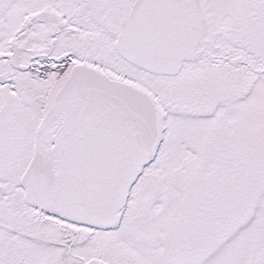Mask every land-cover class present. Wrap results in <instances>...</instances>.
Returning <instances> with one entry per match:
<instances>
[{
  "label": "snow or ice",
  "instance_id": "6c2138e0",
  "mask_svg": "<svg viewBox=\"0 0 264 264\" xmlns=\"http://www.w3.org/2000/svg\"><path fill=\"white\" fill-rule=\"evenodd\" d=\"M0 264H264V0H0Z\"/></svg>",
  "mask_w": 264,
  "mask_h": 264
}]
</instances>
